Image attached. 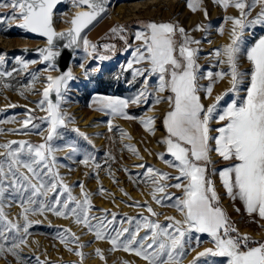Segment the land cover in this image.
Returning a JSON list of instances; mask_svg holds the SVG:
<instances>
[{
    "label": "snow or ice",
    "instance_id": "1",
    "mask_svg": "<svg viewBox=\"0 0 264 264\" xmlns=\"http://www.w3.org/2000/svg\"><path fill=\"white\" fill-rule=\"evenodd\" d=\"M60 2L0 0V8L10 9L6 17H0V23L4 19L18 20L19 28L47 38L49 47L38 51L49 68L55 66V58L60 55V52L53 50L56 40H67L65 48L78 46L82 40L84 51L92 55L97 45L81 34L103 17L108 6V0H73L74 6L88 10L75 14L70 21L72 28L68 32L58 33L53 26V14ZM200 3L201 0H188V7L197 11ZM214 3L225 10L234 7L239 12L238 16L225 18L232 24L230 43L214 50L217 64H226L227 71H208L202 78L207 79L209 84L206 87L199 85L200 68L196 61L198 49L190 45H199L201 41L193 40L184 28L170 22H148L143 25L144 31L135 33L134 38L140 44L127 63V69L132 70L133 80L144 77V87L131 99L109 97L101 104V110L108 109L113 115L134 119L126 112V108L130 103H147L152 95L148 91V82L152 76L158 78L157 92L171 93L157 96L154 102H166L169 105L163 117L167 135L160 143L166 146L167 154L172 157L164 162L175 168L178 175L173 176L152 167H148L144 175L153 184L152 199L161 206L175 208L182 219L166 216L167 223L162 224L158 219H151L162 213H157L150 205L146 206L150 215L140 214L139 218L125 215L124 219L117 220L116 213L109 214L106 210H103L102 216H91L92 194L84 189L82 183V199L72 194L70 186L59 175L55 155L67 149L66 158L71 159L72 154L78 152L74 143L55 144V141L63 140L60 130L73 122L61 107L65 102L68 83L75 79L69 69L61 75L46 77L42 98L37 102L40 111L45 113V116L38 118L40 122H34L37 118L31 115V110L26 114L27 118L19 122L20 131L25 135L28 134L25 130L29 126L40 130L36 134L43 136V142L12 140L0 144V254L9 253L22 259L17 250L27 243L26 237L34 223L29 216L51 212L66 219L71 217L74 223L93 233L95 239L106 240L111 250L134 253L145 264H182V258L190 251H195L193 239L197 247L200 244V236L194 237V233L206 234L213 246L197 252L190 264H201V258H205L204 264H216V261L209 258H220V264H264V240H253L247 234L241 235L238 232L220 206V197L211 179V175L218 174L223 189L233 201H241L249 215L256 214L264 219V36L247 47L243 40L245 29L264 25V0H214ZM257 4L261 5L260 13L248 20L251 10ZM204 15L207 18L206 9ZM209 27L197 25L196 30L206 31ZM124 31L123 26L110 29L113 35ZM218 31L223 34V28ZM177 32L183 37L181 43L174 39ZM120 38L125 39L123 35ZM103 47L110 49L114 46L105 44ZM241 56L250 63L249 71L239 70ZM99 58L103 60L106 57ZM3 60L4 57L0 55V62ZM18 63L23 69L28 68L29 62L18 60ZM134 64H144L145 67L133 68ZM80 67L84 68V65ZM12 74V71H0V81ZM31 76L33 82L38 80V73H31ZM225 76L230 77L231 87L223 95H217L214 102L206 107L199 93L203 91L205 98L211 97L213 85ZM245 77L248 78L246 94L239 98V85ZM4 87L9 85L4 84ZM229 93H237L238 98L231 99L221 107V101ZM140 122L146 131L155 134V117L141 118ZM213 124L218 126L213 127ZM42 125L47 126V135H43ZM72 131L88 139L78 128ZM212 153L228 163L218 172L212 169L210 173ZM159 157L164 159V153H160ZM90 159V156H85L78 162L87 166ZM95 167L100 166L97 164ZM138 167L145 166L141 164ZM171 180L176 182L164 183ZM169 187L181 191V196L175 197L173 201L175 194L166 192ZM100 191L103 192V188ZM158 193L164 195L158 196ZM165 201L173 202L166 205ZM14 204L22 209L15 220L10 219L5 211L6 207ZM137 206H140L139 202ZM125 224L128 226L125 227ZM58 238L66 246L77 243L76 248L70 247L68 250L83 260L84 253L80 249L84 245L79 243V236L71 229H64L58 233ZM95 251L104 259L101 249ZM36 264L44 262L37 257Z\"/></svg>",
    "mask_w": 264,
    "mask_h": 264
},
{
    "label": "rangeland",
    "instance_id": "2",
    "mask_svg": "<svg viewBox=\"0 0 264 264\" xmlns=\"http://www.w3.org/2000/svg\"><path fill=\"white\" fill-rule=\"evenodd\" d=\"M204 10L208 12L207 18L204 11H192L188 7V0H113L109 5L107 12L94 26H89L82 36L97 45V49L89 56L84 51L81 40L80 48L76 51L73 59L75 68V79L68 84L65 94V102L61 107L68 117L73 121L67 128L61 129L63 140L55 141V144L74 143L78 152L68 156L67 149L56 152L58 160V172L63 178L64 183L72 189V194L81 198V183L84 189L91 195L93 205L91 216H102L103 210L107 213H116L117 220L127 216L139 218L140 214L149 216L146 206L150 205L157 213H162L158 217H151L153 220H159L166 224V216H174L176 219H182L179 212L169 206H161L152 199L153 184L151 179L144 175L148 167L159 169L161 172H167L171 175H178L175 168L169 167L164 161L171 160L172 157L167 154L166 146L161 148L155 143L153 134L146 131L141 124V118L155 117L160 109L161 123L163 133L161 140L167 135L163 125V117L169 108L166 102L156 104L157 96H167L170 92H157L158 78L152 76L148 82V91L152 94L147 103H130L126 112L134 119H125L119 115H113L110 110H101V104L105 98L119 97L122 99H131L135 97L144 87V77H137L133 80L132 70L127 69V63L132 59V52L139 46L140 41H136L134 36L137 31H144L143 25L148 22L167 23L170 22L178 27L185 29V32L193 40H199L201 43L191 44L190 47L198 49L196 61L200 71L198 73V84L207 86L209 81L202 77L208 72L213 73L224 70L227 71L226 64H217V57L214 50L230 43V33L232 24L225 18L228 16H238L239 12L234 7L226 10L214 3V0H201ZM201 4V3H200ZM62 13L55 19L57 26H64L68 21V16L74 8L73 0H66L60 6ZM261 11V5L257 4L248 16V20L254 19ZM10 12L8 8H0V17H6ZM181 16V19H180ZM66 18V19H65ZM104 20L110 23L99 29V24ZM18 20L4 19L0 23V55L4 57L0 62V71H12L11 77H4L0 81V144L12 140H28L32 143L43 142V136L36 134V129L25 130L27 135L20 131V121L27 118V113L31 110V115L36 117L35 123H39L40 117L45 113L40 111L37 102L42 98V88L46 85V73L50 70L47 64H41L38 55L26 53L21 50L25 44H33L38 41L27 34L23 29L17 26ZM186 22L187 24H185ZM204 25L210 27L205 31H197L196 27ZM116 26H123L125 31L118 35H113L110 29ZM223 28V34L218 31ZM123 35L125 39H121ZM264 36V25H256L245 29L243 40L245 47L250 46L259 37ZM174 39L177 43L183 41V37L177 32ZM114 46L105 49L103 45ZM131 45V47H128ZM92 51V49H89ZM104 56L101 60L99 57ZM18 60L29 62L28 68L23 69ZM37 61V63H30ZM83 64L84 68L80 65ZM143 68L144 64H134L133 68ZM250 63L244 56L239 60V70L241 72L250 70ZM17 69V71H13ZM87 69V73L85 72ZM31 73H38V80L33 82ZM8 84L9 87H4ZM248 78L245 77L239 85V98L246 94ZM231 87L230 77L225 76L213 85L211 97L205 98V93L201 91L202 103L207 107L214 102L217 95H223ZM238 98L237 93H229L221 101V107L226 105L231 99ZM14 105V107H13ZM109 121H111V130H109ZM213 127L218 125L213 124ZM46 125L41 126L43 135H47ZM155 127V125H154ZM79 129L88 139H84L72 129ZM122 133L126 135H122ZM214 134V133H213ZM134 148L136 152H133ZM2 151V149H0ZM138 153V154H137ZM164 153V159L159 157ZM90 156L89 164L85 166L78 161ZM213 163L209 165V172L212 169H222L228 162L223 161L215 153L211 154ZM100 167H95V165ZM145 167L140 168L138 165ZM217 193L220 197V206L225 210L232 225L241 235L247 234L253 240H264V232L260 233L263 226L262 219L256 215H249L242 202L233 201L223 189L219 175H211ZM176 181H166L164 183H175ZM103 188V192L100 189ZM166 192L174 193L175 197L181 196V191L175 188H167ZM164 195L163 193H158ZM173 201H165L170 204ZM139 202L140 206H137ZM230 207V208H229ZM236 209H239L237 211ZM10 219L15 220L22 209L18 205H12L5 208ZM110 218V217H109ZM29 219L33 221V226L29 229L26 237L27 243L21 245L17 250L22 259L16 256L3 253L0 254V264H36V258L39 257L44 264H145L134 253L123 250H111V245L106 240H97L94 234L84 229L82 225L73 222L71 217L63 218L56 216L51 212H45L43 215H30ZM95 223V221H93ZM125 227L128 225L125 224ZM64 229H71L73 233L80 237L79 243L84 247L80 249L84 253L81 258L69 251L68 248H76L77 243L73 242L67 246L61 243L58 233ZM259 233L255 235L254 233ZM143 235V232H141ZM200 236V244L197 247L193 239L195 251H190L185 258H182V264H190V261L197 252L205 248L212 247L210 238L206 234H193ZM96 249H101L104 259L96 254ZM220 264V258H209ZM205 258H201V264H204Z\"/></svg>",
    "mask_w": 264,
    "mask_h": 264
},
{
    "label": "water",
    "instance_id": "3",
    "mask_svg": "<svg viewBox=\"0 0 264 264\" xmlns=\"http://www.w3.org/2000/svg\"><path fill=\"white\" fill-rule=\"evenodd\" d=\"M65 1L66 0H61V2L54 9V13H55L56 9L61 4H63ZM112 1L113 0H108L107 9H108V7ZM86 10H88V9L87 8H81V7L74 8L68 16L67 23L64 26H60V27L55 24V18H54V14H53V26H54L56 32H58V33L68 32L72 28L70 21L75 16V14L78 12H81V11H86ZM18 23H19V21H17V24ZM24 31L27 34H29L35 38H38V41H36L33 44H25V45L21 46L20 49L26 53L38 55L40 57L41 64H47L46 62H43L42 57L40 56V53L38 51L39 49H44V48L49 47L47 44V38L44 36H41L39 34H36V33L28 32L26 30H24ZM66 43H67V40H56L54 42L53 50L60 52V55L55 58V61H54L55 66L50 68V70L46 73V76H54L55 77V76L61 75L62 73L68 71L69 69L71 70L73 76H75V70H74L72 62H73L76 51L80 48L81 41L79 42L78 46L74 45L72 48H65L64 45ZM43 88H42V91H43Z\"/></svg>",
    "mask_w": 264,
    "mask_h": 264
},
{
    "label": "bare ground",
    "instance_id": "4",
    "mask_svg": "<svg viewBox=\"0 0 264 264\" xmlns=\"http://www.w3.org/2000/svg\"><path fill=\"white\" fill-rule=\"evenodd\" d=\"M76 7V6H75ZM78 8V7H76ZM199 11L202 12L204 11V5L203 3L201 2V4L199 5ZM59 13H62L63 15L65 14L63 11L60 10V7H58L54 13V18L57 19L58 18V14ZM66 19V18H65ZM68 19V18H67ZM180 19H181V16H180ZM110 22L107 21V20H104L103 22H101L99 24V29L103 28L104 26H107ZM185 24H187L186 22H184ZM75 70V68H74ZM163 109H160L159 112H157V114L155 115V134H153V139L155 141V143L158 145L159 148H161L163 146V144L160 143L161 141V134L163 133V128H162V123H161V114L163 112ZM230 208V207H229ZM179 215L181 216V214L179 213ZM182 217V216H181ZM262 228H261V231L260 233L264 232V219H262ZM255 235H258L259 233H254Z\"/></svg>",
    "mask_w": 264,
    "mask_h": 264
}]
</instances>
